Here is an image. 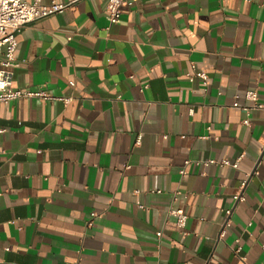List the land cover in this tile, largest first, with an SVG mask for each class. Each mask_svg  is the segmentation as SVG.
Here are the masks:
<instances>
[{
    "label": "crops",
    "instance_id": "crops-1",
    "mask_svg": "<svg viewBox=\"0 0 264 264\" xmlns=\"http://www.w3.org/2000/svg\"><path fill=\"white\" fill-rule=\"evenodd\" d=\"M107 1L17 35L12 88L59 100L0 107V264H264V111L233 107L264 103V0Z\"/></svg>",
    "mask_w": 264,
    "mask_h": 264
},
{
    "label": "built area",
    "instance_id": "built-area-1",
    "mask_svg": "<svg viewBox=\"0 0 264 264\" xmlns=\"http://www.w3.org/2000/svg\"><path fill=\"white\" fill-rule=\"evenodd\" d=\"M83 0H66L64 3H57L50 1L49 4H44L42 0H32L30 3L26 0H0V107L10 104L21 98L36 97L43 101H55L59 100L44 92H27L22 90H15L12 88V68L15 66V52L17 49V35L23 31V29L38 20L46 17L61 14L69 9L73 4ZM138 0H132L133 3ZM124 0H108L107 1V20L109 25L117 24L122 17V4ZM192 68L194 66L192 65ZM194 70V69H193ZM201 79L203 86L207 87L208 76L205 73L187 74V78L190 82L194 81V78ZM74 86V83H71ZM246 100L251 102V106H240L237 102L233 104L234 108L240 109L245 113L246 118L243 120V125L250 126V114L252 111H264V103L259 100L257 91H248L245 94ZM66 105L70 104L72 99H60ZM194 113L193 108L189 110V115ZM5 133V129L0 125V136ZM190 164V161H186L184 167L180 171V175L183 177L186 175V167ZM215 164V161L206 163V165ZM220 166H231L233 169L238 168V161L231 163L230 161H221ZM246 182L242 184L241 191L234 196L236 204L244 202L243 189L246 186ZM181 195L180 191H176L174 197ZM176 220V225L180 230H184L188 220L187 215L182 209H171L168 213ZM225 215L227 220L224 228L221 232V236L225 235V229L230 226V217L232 215L231 210H226ZM94 216V215H93ZM162 233H157V237L161 238ZM242 249L237 245L234 249V253L239 255Z\"/></svg>",
    "mask_w": 264,
    "mask_h": 264
}]
</instances>
